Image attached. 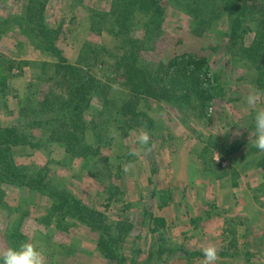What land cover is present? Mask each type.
Returning <instances> with one entry per match:
<instances>
[{
    "label": "rangeland",
    "instance_id": "obj_1",
    "mask_svg": "<svg viewBox=\"0 0 264 264\" xmlns=\"http://www.w3.org/2000/svg\"><path fill=\"white\" fill-rule=\"evenodd\" d=\"M110 2L47 0L45 22L51 27L61 25L59 46L70 63H76L82 54L80 64L90 65L97 77H113L112 65L122 53V39L137 41L141 47L139 65L149 70L183 53L205 58L219 76L221 96L213 98L202 116H196L195 108L183 102L140 99L138 107L154 119L155 129L137 127L126 135L110 133L101 153L87 159L65 156L56 144L48 145L49 153L14 146L15 162L33 171L43 166L51 190L71 192L81 203L104 212L109 220L131 221L134 228L124 251L130 259L138 249L140 264H201L203 259L187 260L179 252L158 257L159 240L150 230V213L164 218L166 226L157 235L164 233L169 244L200 251L214 244L219 251H237L233 256L219 255L216 264H264V167L254 164L262 152L253 146L255 113L244 102L249 91L256 88V72L247 61L225 53L226 19L223 15L204 17L211 27L198 35L193 31L198 21L185 11V2L161 0L159 25L149 24L150 14L141 6H133L127 9L131 12L130 30L122 37L114 34L110 19H97L102 29L96 34L89 16L93 11L108 10ZM26 4L27 0H0V26L8 27L0 33V77L6 79V86H0V126L17 120L22 125L27 123L30 117H22L18 110L29 97L38 101L47 97L51 82H44V78L51 76L52 63L58 61L39 48V40L28 37L18 24L3 23V19L23 16ZM131 43L123 45L127 48ZM121 79L117 75L112 83V93L120 96L124 93L118 84ZM259 106L264 107V101ZM208 107L213 108L212 117H208ZM140 131L149 132L151 151L138 158L129 153L138 147ZM40 133L46 141L48 130ZM213 144L238 149L224 160ZM128 162L133 169L125 173L123 166ZM3 189L0 250L32 242L46 257V264H109L95 248L96 234L83 223L66 218L70 227L61 231L55 228L54 217L46 222L50 210L46 196L7 184ZM160 189L171 193L169 203L162 207ZM22 210L27 214L17 224ZM227 227L236 229L235 246L229 242ZM19 233L25 239L19 238Z\"/></svg>",
    "mask_w": 264,
    "mask_h": 264
},
{
    "label": "trees",
    "instance_id": "obj_2",
    "mask_svg": "<svg viewBox=\"0 0 264 264\" xmlns=\"http://www.w3.org/2000/svg\"><path fill=\"white\" fill-rule=\"evenodd\" d=\"M182 1L185 2V11L198 21L197 26L193 28L198 35H202L211 27L206 24L204 17L210 19L211 15L216 18L223 15L227 26L225 53L234 59H243L250 63L256 72V88L264 91V0ZM46 3L47 0H27L25 13L19 16L24 23L18 16L12 20H2L3 23L10 22V25L18 24L28 37L39 40L36 41L39 48L55 56L58 61L52 63L51 76L44 78V82H51L47 97L41 101L34 96L29 97L21 104L18 112L22 117H30L27 123L22 125L21 121L17 120L12 124L0 126V204H3L5 184L19 187L28 193H40L49 199L50 210L46 215V222L49 223L54 217L55 228L67 231L70 222L66 221V218L75 219L96 234L95 248L99 256L109 264H140L138 249L132 252L130 259L124 251L126 239L134 228L131 221L109 220L104 212L81 203L71 192L51 190L43 166L33 171L29 166L17 164L12 148L28 146L33 150L46 149L49 153L48 145L56 144L63 149L65 156L82 159L96 157L101 153V146L107 143V135L110 133L126 135L129 130L137 127L155 129L154 119L147 111L139 109L140 99L153 98L172 104L183 102L192 109L195 108L196 116H202L213 98L222 94L219 76L210 69L205 58L186 53L175 55L167 62L158 63L153 70L146 69L139 65L141 47L136 44L137 41L131 43L122 39V53L114 66L112 65L113 77L106 74L102 78L97 77L90 65L87 66L84 61L83 65L80 64L82 54L76 63H70L64 56L59 46L61 25L51 27L45 22ZM133 6H141L144 13L150 14L149 24L159 25L161 22V0H111L108 10L93 11L89 16L91 30L100 34L102 27L98 25L97 19H110L114 34L122 37L130 30L131 12L127 9ZM6 29L8 27L0 26V33ZM249 34H252L251 38ZM126 42L131 43L127 48L123 45ZM85 43L88 45L90 42ZM97 55L98 53H95L94 59ZM117 75L122 78L118 83L124 91L122 96L112 93V83L116 82ZM0 86L1 89L6 86L5 78L0 77ZM41 130H48L46 141L41 137ZM216 146L212 145L213 148ZM217 148L223 154L221 159L224 160H229L230 155L238 149L234 145H222ZM206 150L207 147H204L203 151ZM254 164L264 167V152L255 159ZM235 184L234 181L232 185ZM170 198L171 193L167 189H160L159 207L167 205ZM26 214L27 211L22 210L17 224ZM149 224L150 230L156 234L155 240H159V248L156 251L158 257L170 256L175 252L181 253L187 260L203 257L200 250H188L181 245L169 244L164 233L160 235L159 232L157 235V231L166 226L164 218L150 213ZM227 230L231 235L229 242L235 246L236 229L227 227ZM19 238L25 239L20 233ZM236 254L237 251L218 252L220 256Z\"/></svg>",
    "mask_w": 264,
    "mask_h": 264
},
{
    "label": "clouds",
    "instance_id": "obj_3",
    "mask_svg": "<svg viewBox=\"0 0 264 264\" xmlns=\"http://www.w3.org/2000/svg\"><path fill=\"white\" fill-rule=\"evenodd\" d=\"M264 101V91L253 88L245 96L244 102L247 108L253 111L254 114V133L255 139L253 146L261 152H264V107H260ZM208 117L213 116V108L208 107ZM226 132V131H225ZM239 133H234L238 135ZM151 136L147 131H140L136 138L138 147L134 148L129 154L135 157H140L142 154L151 151L150 148ZM219 155L217 154V160ZM133 169L132 162L125 163L123 171L130 172ZM203 259L201 264H216L219 259L218 248L214 244H209L202 249ZM0 260L3 264H46V257L40 251L36 244L32 242H24L18 247L9 246L0 250Z\"/></svg>",
    "mask_w": 264,
    "mask_h": 264
}]
</instances>
